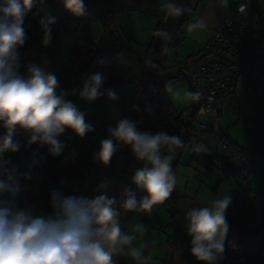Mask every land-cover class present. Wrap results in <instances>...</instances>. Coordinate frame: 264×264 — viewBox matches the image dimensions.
<instances>
[{
  "label": "clouds",
  "instance_id": "clouds-1",
  "mask_svg": "<svg viewBox=\"0 0 264 264\" xmlns=\"http://www.w3.org/2000/svg\"><path fill=\"white\" fill-rule=\"evenodd\" d=\"M33 0H0V122L5 133L0 137V157L5 152L16 153L19 142L14 140L17 128L29 133L28 144L40 142L49 145L53 156L63 147L56 139L65 129L83 137L92 128L85 122L84 114L65 98L57 95L55 75L46 73L35 65L29 68L25 79L17 74L10 61H15L17 46L25 42L23 21L32 9ZM64 7L82 14L83 0H64ZM178 15L179 10H172ZM54 23L53 19L47 21ZM45 28L47 25L41 21ZM49 41L46 31L44 43ZM102 76L91 77L81 97L88 101L97 99ZM109 98L115 99L112 92ZM199 99V95L193 97ZM109 138L100 142L96 158L107 165L116 151L113 140L129 146L134 157L146 161L132 178L138 190L145 193L138 201L127 188L122 207L127 211L139 208L151 212L154 205L167 200L176 184L171 171L170 157L161 158L165 145L179 146L176 136L164 132L151 134L137 130L134 122L120 120L108 129ZM0 264H114L113 256L121 245L130 244L133 237L122 234L113 208L115 198L96 195L91 199L80 196L51 194L52 213L34 215L27 208L18 206L19 175L0 166ZM27 178V177H25ZM102 187V186H101ZM230 198L214 200L210 207L195 208L187 213L191 255L204 264H215L217 254L223 251V238L227 231L225 212ZM133 259H140V251H131Z\"/></svg>",
  "mask_w": 264,
  "mask_h": 264
},
{
  "label": "rangeland",
  "instance_id": "rangeland-1",
  "mask_svg": "<svg viewBox=\"0 0 264 264\" xmlns=\"http://www.w3.org/2000/svg\"><path fill=\"white\" fill-rule=\"evenodd\" d=\"M171 1L172 0H145L137 6L123 10L122 12H125L124 15L118 16L116 22H113V18L115 15L120 14L119 12L111 14L104 19H91L90 31L92 41L98 43L103 39L114 43V47L110 53L111 58L120 74L129 80L122 88L110 91L114 93L115 99L109 98L108 94L103 93L100 87L99 92L101 95L93 101H88L83 97L73 100V104L84 114L85 122L91 126L92 130L87 132L82 138L77 136L71 129H68L70 136L68 139L64 140L60 135L57 136L56 139L63 145L61 150L69 149V151L72 152L78 149L91 155L93 153L92 149H95L98 145L100 146V142L103 139L109 138L108 129L110 127L114 128L120 120L125 119L127 102L134 95L137 89V79L141 75L140 61L145 59L151 41V35H154L153 33L159 19L169 11L172 4ZM128 12H131L129 16H127ZM36 16L38 18L42 16L45 22L49 19H53L54 23H52L51 27H38L35 36L39 39L38 48L42 53L39 55H32L30 57L29 66L32 67L35 65L42 68L46 73L55 75L58 81V87L56 89L57 95L63 92L66 94L65 98L68 100L78 92L79 87L80 73L76 74L74 71L75 69L69 63L70 49L76 37L74 33V24L70 21H61L58 8L54 5H46L45 7L39 5L36 10ZM126 17H129V19L127 20ZM109 22L113 26V29H110L111 26H109ZM46 31L49 35L47 44L44 43ZM180 33L181 30L175 35L173 41L174 43L177 42V40L180 41L177 47L175 48L172 46L165 53L164 65L172 64L174 60H183L187 54H193L198 51L197 46L193 42L191 43L188 37L181 38ZM181 42L184 43L182 44ZM261 63L264 64V59ZM261 80L264 82V76H261ZM158 98L167 99L176 109L183 110L189 107L191 103L190 84L180 77L165 78L161 84ZM244 106L243 112L239 115L228 108H223L222 115L218 122L220 133L225 136V140L228 143L232 141L241 146L253 145L262 150L263 147L261 146L260 140L255 137V132L258 127L264 132V98L256 94L252 89H248L244 96ZM199 120L206 122L205 117L201 115ZM258 121H260V124H258ZM19 133L24 139L19 138L18 140L20 142L15 138L14 140L19 142V145L22 146V150H20L19 147L16 153L5 152L4 156L8 158L14 155V167L17 174L20 176V181L25 177L29 178L35 175V173L42 172L43 169L40 168L41 162L45 155L51 152L49 147L46 145L41 146L39 141L29 145V133L26 131L21 129ZM194 133L198 134V139L204 142L209 150L198 147L195 141H192L185 148L176 169L178 194L180 195L178 202L179 208L168 205L163 209L164 212H169L170 214L177 210L180 211L176 216V220H174L171 225L173 227H175L176 224L179 225L182 231H184L185 227H188L187 215H183L185 209L189 207V210L192 204L207 207V205L204 204L213 202L212 197H216V193L214 192V188H216L215 182L217 181L215 179V173L212 172L208 174L200 167L187 166L188 159L192 152L197 148V150L205 153L210 158L226 156L230 157V161L235 167L238 168L240 164L236 149L231 146L225 149L222 148L221 143L215 139L212 132L199 128L196 129ZM252 156L255 158L264 157L256 154ZM1 160L0 166L4 168V162ZM8 161H12V159ZM8 161L6 160L5 162ZM143 165L151 167L146 161H143ZM6 168L11 170L12 166H6ZM214 171L217 173V170ZM96 176L97 172H94L88 177L89 180H91L92 178L95 179ZM47 177L59 183L57 187L60 194L62 192L66 193L68 189H71V196L79 197L80 187L72 180L67 181L63 179L61 183L57 176V178L52 176ZM89 180L81 189L84 197H87L90 190V185L88 184V182H90ZM234 180L237 182L243 181L238 178ZM65 188L67 190H65ZM229 191V185L220 187L218 191L219 197L222 195L226 196ZM192 199L194 202H191ZM19 206H21V208L24 207L23 198Z\"/></svg>",
  "mask_w": 264,
  "mask_h": 264
},
{
  "label": "trees",
  "instance_id": "trees-1",
  "mask_svg": "<svg viewBox=\"0 0 264 264\" xmlns=\"http://www.w3.org/2000/svg\"><path fill=\"white\" fill-rule=\"evenodd\" d=\"M39 5H42L43 7H45L46 5L56 6L60 13L61 21H70L74 24V33L76 37L70 49L69 63L75 69L74 71L76 74L81 72L84 73V79L82 80L79 77L78 92L74 96L69 98V101L73 103V100L75 98L81 99L80 93L83 90L84 85L86 83L90 85L91 77L96 74H100L102 76L101 85L103 84L102 86L107 87L110 91L122 88L125 83H127L129 79L120 74L118 69L115 67L113 59L111 58L110 53L114 47V43L105 41L103 39L98 43H94L91 39L90 31V21L91 19H93V17L85 14L84 12H82V14H76L66 9L64 7V0H33V7L26 14L23 21L25 42L22 46H17V48L15 49V61H10L18 75L27 79L30 76V57L32 55H39L42 53V51L38 48L39 39L35 36L38 27L44 26V24H41V21H44L43 17L40 16V18H38L36 16V10ZM191 9H193V7L190 6V0H188L187 12L183 19L181 28L184 25L190 23L187 17V13ZM164 16L165 15H163V17ZM163 17H161L158 21L154 37L150 46L148 47L145 59L140 61L141 75L137 79V89L134 95L127 102L125 119L134 122L137 126L138 131L149 132L151 134L164 132L169 136L178 137L180 141L179 146L165 145L160 150L161 156L170 157L171 171L176 177V169L178 164L180 163V159L184 153L185 148L192 141H195L196 145L200 148H205L208 150L209 148L204 142L200 141L198 139V135L193 133L192 131V122L195 119L197 109L194 104V92L191 85V103L189 107L180 110L181 112H185V115H182L181 113L177 112V109L169 100L158 98L161 90V84L165 79L156 78L148 70V53L155 40L159 28V23ZM45 24L47 25V27L52 26V23L48 24L47 22H45ZM172 44L170 48L172 47ZM203 51H200L194 56L187 57L183 61L177 62L171 67H167L164 65V59L158 65L159 71L165 72L174 70L181 65L193 61L196 57L201 55ZM176 75L178 77V73ZM258 122V124H260V121ZM255 137L260 140L263 147L262 150L253 145L241 146L232 141L228 143L225 140V136L222 134V140L227 144V147L231 146L236 149L237 155L240 158V165L238 168L231 163L230 157L217 156L216 158H210L205 153L197 150V148L192 152L187 163L188 165L199 166L207 172L219 170L227 178H238L246 181L252 173V155L256 154L264 156V134L259 127L256 129ZM113 142L114 146L116 147V151L109 162L110 164H112L118 159L119 156H124L125 158L122 164L121 171L123 174H126L130 171L131 168L134 167L137 159L132 153L131 155H128L129 153L126 152V150H131L129 146H122L115 140H113ZM99 150L100 147L87 159L83 158V153L80 151H73L70 153L64 152L63 154L58 156H53L52 154H50L42 161V169L49 176L56 177L58 175H61L62 179H73V181H75L77 185L81 186L84 182L85 177L89 174L92 165L95 162L99 161L96 158V154L99 152ZM243 157L248 158L247 160H243ZM241 175L243 176L241 177ZM58 184V182L54 181L52 190L47 194H42L41 196L40 194H33V192L28 188L25 180L19 183V186L26 204L34 200H37L39 202L41 200L43 209L48 215H50L53 211L51 207V194L54 191L60 192L57 187ZM62 193L67 194L65 192ZM247 194L248 192H245L242 195H234L230 199L229 206L232 207L236 212L241 214L245 205ZM168 200L172 205L175 204L177 200L176 184ZM226 221L227 232L233 234L232 240L234 242L252 238L257 234H261L264 240V205L260 217V223L255 227L247 226L245 223L230 220L228 218H226ZM254 264H264V254L260 256V258L257 259Z\"/></svg>",
  "mask_w": 264,
  "mask_h": 264
},
{
  "label": "crops",
  "instance_id": "crops-1",
  "mask_svg": "<svg viewBox=\"0 0 264 264\" xmlns=\"http://www.w3.org/2000/svg\"><path fill=\"white\" fill-rule=\"evenodd\" d=\"M237 2L238 0H190V6L193 7V9L189 10L187 13V17L190 23L184 25L183 26L184 28L183 27L181 28L180 37L181 38L188 37L189 41L191 43L193 42L197 46L198 51L193 54H187L184 59H186L187 57L194 56L198 54L200 51H203L204 46L206 42L209 40V38L212 36L215 27L221 22L225 14L233 11ZM260 7L264 14V2H261ZM119 13L120 14L114 16L113 22H116L118 16L124 15L125 12L121 11ZM130 14L131 12L130 13L128 12L127 16H129ZM126 19L128 20L129 17H126ZM108 24H110L109 26H111L110 29H113L111 23L109 22ZM156 28L157 26L155 27V31ZM155 31L153 34H155ZM153 37L154 35H151V41L149 43V46L152 42ZM179 42L180 41L178 40L175 43L173 42L172 46L176 48ZM183 60H179V59L177 61L174 60L172 61L173 62L172 64L165 66L171 67L175 65L177 62H181ZM257 72H258L259 81L262 84H264V82H262L261 80V76H264L263 63H261L257 67ZM102 85L100 86L101 88L103 87ZM261 96L264 98V93L261 94ZM233 105H236L235 98L233 100ZM244 107L245 106L243 100V106L241 110L237 113L238 115L243 112ZM222 111L223 108L220 109L221 113ZM200 115L204 116L205 120L207 121V117L204 114L196 113L195 119L192 122L193 133L194 131H196V129L199 128L202 129L200 124L204 122L202 120H199ZM19 130L21 129L17 128V131L14 134L13 138L17 140L19 138L24 139L23 137L20 136ZM4 133H5V129L3 128V125L0 122V137H2ZM40 145L42 146V144ZM46 146L50 148L49 145ZM99 147L100 146L98 145L96 147L97 149L96 148L92 149L93 153L96 152ZM20 150H22V146H20ZM76 151H80V150L76 149ZM64 152L70 153L71 151H69V149L67 150L63 149L61 150L59 155L63 154ZM126 152L129 153L128 155H131L132 153L131 150L130 151L126 150ZM82 153L84 159H87L90 156L89 154H86L87 152H82ZM50 154L51 153L45 155L44 159ZM162 157L163 156H161V158ZM1 158L4 162V166H5L4 168L10 165L12 166V168L14 167L15 165L14 155L12 157L5 158L3 154V156L0 157V160ZM124 158H125L124 156H119L114 163L110 164L109 162L107 165L103 164L100 161L95 162L92 165L89 174L85 177L83 184L81 186L78 185L80 187L79 188V197H80L83 196V191L81 189L86 185L87 181L89 180L88 176L94 172H97L96 178L95 179L92 178L93 180L91 179L89 180L90 182H88V184L90 185V190L86 198L91 199L96 195H105L108 198H115V204L113 205V208L118 213L117 220L121 232L122 234L133 237L130 244L120 246V251H118V253L113 256L114 264H189L188 260L190 258L194 260L195 264H204V262L197 261L196 258L191 255L190 249L192 247L191 245L192 237L188 234V227H185L184 231H182L179 225L176 224L175 227L171 225V223L174 220H176V216L179 214L178 212L180 211L177 210L176 212L170 214L169 212L166 213L163 210L168 205H171L172 207L175 208L176 207L179 208L178 202L180 195L178 194L179 190L177 187V180H176L177 200L174 205H172L167 199L162 204L154 205L151 212H144L139 208L133 211H127L122 207L123 201L126 199L124 195V190L126 188L135 194L138 201L141 199V197L145 195V193L142 192L141 190H138L132 182V178L135 172L145 167L143 165V161L136 160L134 167L130 169L127 175V174H123L121 171ZM9 159H12V161H8ZM6 160L8 162H5ZM251 162H252V173L246 181H242V182H237L233 178H227L218 170L217 173L215 171H212L215 173L216 175L215 179L217 180L215 182L216 188H214L216 197H212V201L220 200L225 197L223 195L219 197L218 194L219 188L224 185H229L230 191L226 196L229 197L230 199L234 195H242L245 192H248L242 213L239 214L232 207L228 206L225 212L226 214L225 218H228L230 220H235L237 222L245 223L247 226L255 227L260 223V217L264 204L263 203L264 202L263 200L264 199V157L255 158L254 156H252ZM187 166L199 167L196 165H188V163ZM40 168H42V165L40 166ZM212 172H207V173L209 174ZM47 176L49 175L44 171H42L40 173H35V175L26 179L24 178L20 181L22 182L23 180H25L28 188L33 192V194L36 195L40 194L41 196L42 194L44 195L49 193L53 188L54 180L48 178ZM57 177H59L60 179L59 182L62 183L63 181L62 176L59 175ZM2 178L3 177L0 176V179ZM66 180L73 181V179L70 178H67ZM20 181L19 183H21ZM73 182L75 183V181ZM65 190L67 189L65 188ZM70 190L71 189H68L69 192L67 191L66 192L67 194L61 193V195L62 196L71 195ZM22 198L24 201L23 194L20 191L17 197L18 206L19 204L21 205ZM191 202H194L193 199L191 200ZM211 204L212 202L204 205L210 207ZM19 207L21 208V206ZM196 207L199 208L201 207V205H197ZM23 208H27L28 210L32 211L34 215H48L42 207L41 200L40 202L34 200L32 202H29L28 204H26L24 201ZM188 208L185 209L183 215H187V213L190 211V209L188 210ZM232 239H233V234L226 231L223 238V251L217 254L215 264H254L255 261L264 254V240L261 234H257L252 238L238 241L243 253V260L240 262H235L232 259V252L230 250V244L234 242ZM133 249L140 251L139 260L132 258L131 251Z\"/></svg>",
  "mask_w": 264,
  "mask_h": 264
},
{
  "label": "built area",
  "instance_id": "built-area-1",
  "mask_svg": "<svg viewBox=\"0 0 264 264\" xmlns=\"http://www.w3.org/2000/svg\"><path fill=\"white\" fill-rule=\"evenodd\" d=\"M261 2L264 0H238L233 11L225 14L215 27L203 53L178 72V77L191 85L194 97L199 95V99H194L197 113L207 117V121L200 124L201 127L212 132L224 149L227 144L222 140L218 125L220 109L228 108L238 113L248 89L258 95L264 93V84L259 81L257 72L264 58V14ZM101 91L105 94L110 92L105 86ZM234 98L236 105H233ZM177 112L185 115L178 109ZM68 131L65 129L60 134L62 139L69 137ZM195 208L196 205L192 204L190 211ZM230 250L233 261L243 260L239 242L231 243ZM188 262L195 264L191 258Z\"/></svg>",
  "mask_w": 264,
  "mask_h": 264
},
{
  "label": "water",
  "instance_id": "water-1",
  "mask_svg": "<svg viewBox=\"0 0 264 264\" xmlns=\"http://www.w3.org/2000/svg\"><path fill=\"white\" fill-rule=\"evenodd\" d=\"M145 0H83V12L96 19H104L111 14H116L127 8L137 6ZM188 0H172L169 11L159 23V28L152 47L148 53L147 66L151 74L158 79L174 78L181 68L187 67L192 61L181 65L174 70L160 72L158 65L165 59V53L170 48L175 35L180 31L183 19L186 15ZM178 9L179 14H172V10ZM205 54V53H204ZM79 77L83 80L84 73Z\"/></svg>",
  "mask_w": 264,
  "mask_h": 264
}]
</instances>
